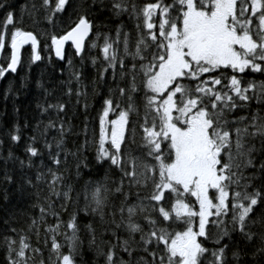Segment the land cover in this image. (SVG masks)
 <instances>
[{
    "label": "snow or ice",
    "instance_id": "obj_1",
    "mask_svg": "<svg viewBox=\"0 0 264 264\" xmlns=\"http://www.w3.org/2000/svg\"><path fill=\"white\" fill-rule=\"evenodd\" d=\"M69 3L55 0L53 8L52 0H41L39 8L54 24L56 14L65 12ZM109 3L110 19L125 13L135 19V37L123 30V24L116 26L114 38L110 29L102 31L108 24L97 23L93 13L103 14L107 8L104 0H80L77 10L82 11L73 26L61 35L53 34L51 45L45 46L63 61L65 45L70 42L75 57L83 62L87 53L92 65L100 66L99 79L105 84L111 73L113 86L103 99L98 134L93 130L91 140L88 138L86 120L84 142L75 151L65 147V137L73 127L70 122L65 127L60 118L67 112L66 103L58 100L37 105L42 114L56 113V119H49L43 130V121L34 130L44 137L49 163L35 147L34 134L26 146V166L36 169L35 179L24 176L18 189L22 193L25 185L36 189L33 207L39 208V217L32 218L27 230L8 228L10 234L3 237L7 264H45L42 249L34 247L30 239L34 233L40 242V225H45L44 246L50 242L49 264H75L81 196L85 214L98 216L104 226L101 236L110 232L115 237L116 243L101 239L96 245L93 224L85 226L104 264H204L209 252L208 264H247L249 253L255 264H264V160L259 166L255 163L257 153L264 156V81L244 79L249 71L264 76V0ZM6 8H12L7 0L0 3V11ZM38 10L35 2L31 9L22 6V12L30 16ZM22 25L23 16L17 21L14 11L6 12L0 29V55L10 48V56L6 67L0 64V78L17 73L26 45L31 47L30 64L42 60L37 36ZM93 50L95 56H91ZM68 68L72 71L64 95L71 98L75 94L77 104L84 97L87 111V85L85 90L79 87L83 73L75 69L72 58H68ZM253 101L257 103L254 111ZM241 111L249 115L237 116ZM50 129L60 136L54 138L55 149L47 140ZM138 130L142 133L140 143L136 140ZM15 133L11 140L18 142L20 136ZM90 147L95 148L94 164L84 155ZM33 157H40L39 165ZM8 159H12L11 152ZM19 163L23 169L25 162ZM105 165L102 178L89 179L78 190L85 169L98 176ZM249 169L251 174L246 175ZM109 173L119 178L110 179ZM4 180L16 183L7 169ZM4 198L8 199L7 192ZM57 201L63 211L76 208L67 222L56 210ZM48 216L56 223H48ZM4 223L7 226L9 222ZM174 224L182 230H173ZM62 228L66 231L61 232ZM60 235L67 242L68 253L61 251ZM209 240L214 244L211 250L205 246ZM118 250L127 253L128 259H117ZM140 251L151 260L135 258Z\"/></svg>",
    "mask_w": 264,
    "mask_h": 264
},
{
    "label": "trees",
    "instance_id": "obj_2",
    "mask_svg": "<svg viewBox=\"0 0 264 264\" xmlns=\"http://www.w3.org/2000/svg\"><path fill=\"white\" fill-rule=\"evenodd\" d=\"M5 0H0V3H4ZM35 2L37 8L39 9L34 16H30L27 11L22 12V6L31 9L32 3ZM138 3L153 2V0H137ZM7 3L12 5V8H6L0 11V29H2V21L7 11H14L16 15V20L19 21L21 16H23V29L26 31H32L34 35L37 36L39 42V51L42 56V60L30 64L31 47L25 46L22 49V66L18 67L17 73H8L5 78H0V264H7L6 246L3 244V237L8 233V228H17L27 230L28 225L31 223L32 218L39 217V208L33 207L37 203L36 197L34 195L36 189L30 188L25 185V191L22 193L18 189V185L23 182L24 176H32L35 179L36 169L27 168V162L29 159L28 153H26V146L31 143V137L35 134L37 135V141L35 147H37L45 161L49 163L48 149L44 145V137L39 136L34 130L38 122L43 121L41 124V130H43V125L47 124L49 119H56L55 111H49L48 113H43L41 108L37 105H46V103H66L67 112L61 113L60 118L65 120V127H67L70 122L72 127V132L65 137V147L75 151L76 146L83 144L85 135V121H88V138L91 140L93 130L98 134L99 131V120L98 116L102 110L103 99L108 94L109 87L111 84V73L108 74V84H105L99 79L98 67L92 65L90 56L86 53L85 59L82 62L79 57L73 55L74 49L70 45H66V58L60 61L55 57L54 50H46V45H51V36L53 34L61 35L78 19L80 11L77 10V6L80 0H70L67 5V10L63 13L56 14V21L54 24L49 23L46 19V12L43 8H39L41 0H7ZM107 8L103 11L102 15L93 13L96 18L97 23H107L108 27L101 29L104 32L111 30L110 34L115 37L116 26L123 24V30L125 32H131L133 37L136 35L135 19H129L127 13L123 14L121 18L115 19L111 18V13L107 10L110 8L109 0H104ZM55 6V0H52V7ZM17 26H21L19 23ZM11 26H9V38ZM93 38H95L93 34ZM91 41H89V44ZM102 43V41H101ZM97 53L95 50L91 52V56H95ZM10 56V48H6L3 54L0 55V64L6 67V60ZM68 58H72L74 61L75 69L82 71L83 80L80 83V89H84V85H87V98L86 102L89 107L87 111L84 109L85 98L81 97L79 104H77V97L75 94L69 98L64 95L67 92V82L69 80V74L72 71L68 68ZM131 61H129V66ZM63 69V73L61 70ZM245 80H255L257 82L264 81V76L259 73H251L244 77ZM95 81V84L93 83ZM73 92L77 88L76 82L72 81ZM46 93L48 95L46 96ZM252 110H256V101L252 102ZM143 115L141 107V116ZM237 116H247L249 113L247 111H241L236 113ZM261 115H264V111H261ZM114 115H110V118ZM132 120L136 121L137 117L135 114L132 115ZM232 117L230 116L229 119ZM243 125H241L242 127ZM16 127L19 128V132L15 133ZM57 127L59 125L57 124ZM18 134L20 140L18 142H13L11 140V134ZM142 133H137V143H140V136ZM55 139H59V133L56 129H50L47 135V140L53 144L55 149ZM129 140H131V134L129 133ZM257 149L259 148V141L255 142ZM135 146H133L134 148ZM9 152L12 153V159H8ZM85 156L95 163V148L90 147L87 152L84 153ZM36 165L40 164V157L32 158ZM23 160L25 162V167L21 169L19 161ZM261 160H264V156H260L259 153L256 154L255 163L259 166ZM91 167V165H90ZM5 169L13 175L16 183L9 184L4 180ZM107 169V165L104 169L99 170V175L89 174L88 169L84 170L83 180L79 181L78 190L82 188L85 181L92 179L93 181L100 179L104 176V170ZM95 171V170H94ZM246 175L251 174V169H249ZM73 182H75V169L73 166L72 172ZM110 179H118V175L113 176L109 173ZM255 186H259V181L255 182ZM251 191V189H250ZM7 192L8 199L5 200L4 196ZM75 196V194H73ZM59 201H57L56 210L60 213L62 219L67 222L69 216L76 211L75 207H69L67 211H63L59 207ZM79 207L81 211L78 215L79 231L77 233L80 246L75 253V264H104V258L98 255V250L96 245H100L101 239L105 241H110L111 243H116L115 237L111 236L110 232L105 233L103 237L101 233H104V226H102L99 217L93 218L92 215L85 214L82 210L84 207V199L81 196ZM259 208L257 212H259ZM48 223L55 224L56 220L48 216L46 217ZM229 220L231 217L228 218ZM7 220L9 223L6 226L4 221ZM89 223L93 224L96 230V245L91 243L92 235L89 230L85 227ZM179 223V222H177ZM44 227L45 225H40V242H37V237L34 233L30 234L31 243L34 247H40L42 249V258L45 260V264H49V249L43 244L44 239ZM173 230L179 231L181 228L177 227L176 224L173 225ZM66 231V229H61V232ZM215 232L216 230L213 229ZM71 235V232H68ZM122 238L125 234L121 233ZM239 239V237H236ZM58 241L64 245L61 249L63 253H68L69 248L67 242L63 235L57 237ZM135 239L138 241L140 239L139 234H136ZM227 242V240H225ZM210 250L214 247L212 240H209L206 245ZM243 246V245H241ZM104 250L107 251L108 245H103ZM151 251V249H150ZM127 260V253L119 252L117 259L120 257ZM145 256L149 261L151 257L146 253L140 251L136 253V257ZM41 257H37L39 261ZM229 258H231V253L229 252ZM211 259L210 252L208 256L204 259V264H208ZM247 264H255L251 254L245 257ZM55 260V256L52 257Z\"/></svg>",
    "mask_w": 264,
    "mask_h": 264
},
{
    "label": "water",
    "instance_id": "obj_3",
    "mask_svg": "<svg viewBox=\"0 0 264 264\" xmlns=\"http://www.w3.org/2000/svg\"><path fill=\"white\" fill-rule=\"evenodd\" d=\"M66 45H70V46H71L70 42H69V43H67ZM66 45H65V46H66ZM26 46H30V45H26ZM71 47H72V46H71Z\"/></svg>",
    "mask_w": 264,
    "mask_h": 264
},
{
    "label": "rangeland",
    "instance_id": "obj_4",
    "mask_svg": "<svg viewBox=\"0 0 264 264\" xmlns=\"http://www.w3.org/2000/svg\"><path fill=\"white\" fill-rule=\"evenodd\" d=\"M115 118V116L114 117H111V119H114ZM197 224H198V221H197Z\"/></svg>",
    "mask_w": 264,
    "mask_h": 264
}]
</instances>
